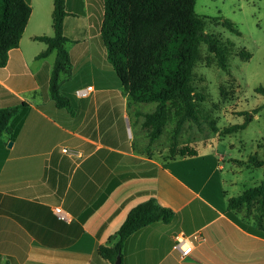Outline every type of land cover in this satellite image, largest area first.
I'll list each match as a JSON object with an SVG mask.
<instances>
[{
	"label": "crops",
	"instance_id": "obj_1",
	"mask_svg": "<svg viewBox=\"0 0 264 264\" xmlns=\"http://www.w3.org/2000/svg\"><path fill=\"white\" fill-rule=\"evenodd\" d=\"M77 1H70L71 15L79 16L73 11ZM46 10H52L51 0ZM20 41L0 67V106L15 99L28 104L11 119L12 134L0 137V264H110L98 253V245L118 229L131 207L151 196L171 207L175 216L169 223L156 221L131 233L120 251L121 264H264V235L227 215L223 164L208 173L198 170L195 178L190 170L178 169L189 156L177 155L163 164L133 149L130 134L117 142L114 124H103L108 99H103L104 88H93L89 101L76 100L73 115L58 110L48 94L46 58L52 52L44 58L33 52L26 58ZM74 53L69 51L70 87L80 65ZM29 58L41 60L34 66ZM19 81L35 99L21 94ZM64 84L60 90L68 92ZM216 155L198 152L191 157L207 161L218 159ZM245 160L235 163L254 167ZM212 178L215 185L207 187ZM55 206L68 217L59 218ZM178 232L202 236L184 258L172 247Z\"/></svg>",
	"mask_w": 264,
	"mask_h": 264
},
{
	"label": "rangeland",
	"instance_id": "obj_2",
	"mask_svg": "<svg viewBox=\"0 0 264 264\" xmlns=\"http://www.w3.org/2000/svg\"><path fill=\"white\" fill-rule=\"evenodd\" d=\"M46 1L29 0L32 12L20 41L26 58L30 53L45 47L43 42L32 39V35L53 34L52 10H46ZM70 1L65 2L67 11H70L72 6ZM81 4H85V7ZM102 7V0H85V3L78 0L73 11L79 16L69 14L64 18L63 32L71 39L65 46L71 53H76L73 57H76L75 60L80 62V65L76 68L75 82L71 87L66 85L71 74L68 77L61 75L62 82H65L63 89L68 90L63 92L72 94L69 91L83 89L88 84L94 89L104 88L101 91L104 93L103 99H108L103 103V124H114L112 130L118 141L111 136L113 141H124L130 134L131 147L140 150L149 159H156L165 164L164 162L169 163L171 159L177 158V154L171 153L174 141L176 153H184V157L189 156L178 168L180 172L190 170L189 175L197 178L198 170L205 172L204 168L209 165L213 168L218 163L223 164L221 175L224 201L227 196L236 195L243 189L258 184L262 178L261 167L246 168L236 163H241L253 153L260 157L264 155V93L256 90L259 86L264 87V0H195L194 8L205 20V31L229 42L228 66L226 70L221 69L213 54L207 50L206 44H200L199 58L193 68L191 84L205 97L197 103L198 120H185L176 140L172 137L176 105L172 102L167 103L168 119L163 132L154 140H150L149 129L142 125L143 114L152 111L156 102L131 101L124 93L119 79L107 61L106 50L100 39ZM223 18L233 21L240 33L236 34L226 28L222 24ZM242 48L251 53L250 58L239 56L238 52ZM54 58L55 52L46 58L50 67L49 73ZM40 60L32 61V58H29L28 63L32 62L37 66ZM19 71H22L21 68ZM24 75L19 77L23 78ZM23 81L18 82L19 89L24 87L21 94L29 100L35 99L36 95L28 91ZM92 92L94 91L84 96L73 95L76 100L86 102L94 96ZM246 117L248 120L244 128L231 133L223 132L227 126L242 123ZM198 152L217 153L219 158L213 157L206 161L191 157L192 153ZM203 176L207 177V174ZM214 185L212 178L207 187Z\"/></svg>",
	"mask_w": 264,
	"mask_h": 264
},
{
	"label": "trees",
	"instance_id": "obj_3",
	"mask_svg": "<svg viewBox=\"0 0 264 264\" xmlns=\"http://www.w3.org/2000/svg\"><path fill=\"white\" fill-rule=\"evenodd\" d=\"M102 6L100 39L107 61L124 93L131 101L156 102L152 111L143 114L142 125L149 129L150 140L163 132L168 119L167 103L175 104L176 120L172 137L176 140L185 120H198L197 103L205 97L191 84L200 44L205 43L216 64L226 70L229 42L205 31V20L194 8L195 0H102ZM30 13L29 0H0V67L6 65L9 50L19 45ZM69 14L65 0H52L53 34H36L32 39L45 45L37 58L55 52L48 94L55 108L73 115L75 96L60 90L61 75L68 77L72 70L69 51L65 46L71 39L63 32L64 18ZM222 24L230 31L240 33L230 19L223 18ZM238 54L244 59L251 56L244 48ZM256 90L264 93L262 86ZM27 106L25 100L19 99H15L13 104L0 106V137L12 134L11 119ZM247 120L248 117L242 123L231 124L223 132L242 129ZM171 153L178 155L174 141ZM245 163L261 167L262 178L258 184L229 196L226 212L244 229L264 235V155L250 154ZM204 169L208 173L212 165ZM174 216L175 211L171 207L161 205L155 196H151L129 209L118 229L98 245L97 251L103 259L114 264L118 250L121 251L131 233L156 221L169 223ZM4 264L9 263L6 261Z\"/></svg>",
	"mask_w": 264,
	"mask_h": 264
},
{
	"label": "built area",
	"instance_id": "obj_4",
	"mask_svg": "<svg viewBox=\"0 0 264 264\" xmlns=\"http://www.w3.org/2000/svg\"><path fill=\"white\" fill-rule=\"evenodd\" d=\"M92 89H93L92 85H87L83 89L80 88L76 89L74 93L77 96H84L87 95L89 92H91ZM54 212L55 214H57L59 218L64 219L68 217L67 214H65V212L59 206H55ZM173 238H174L172 245L173 249L179 252V257L184 258L186 255H188L191 252L193 248V243L195 241L201 240L202 236L199 232H194L192 234H185L184 232H178L174 234Z\"/></svg>",
	"mask_w": 264,
	"mask_h": 264
},
{
	"label": "water",
	"instance_id": "obj_5",
	"mask_svg": "<svg viewBox=\"0 0 264 264\" xmlns=\"http://www.w3.org/2000/svg\"><path fill=\"white\" fill-rule=\"evenodd\" d=\"M11 145H12V142L8 141L7 146H11ZM114 264H121V253H120V250H118V252L116 254V257H115V260H114Z\"/></svg>",
	"mask_w": 264,
	"mask_h": 264
}]
</instances>
